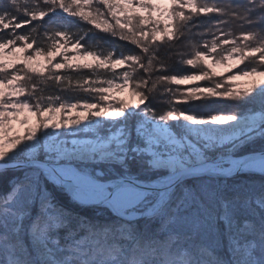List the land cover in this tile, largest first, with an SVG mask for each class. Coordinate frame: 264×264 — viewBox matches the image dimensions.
Returning <instances> with one entry per match:
<instances>
[{
  "label": "snow or ice",
  "instance_id": "6c2138e0",
  "mask_svg": "<svg viewBox=\"0 0 264 264\" xmlns=\"http://www.w3.org/2000/svg\"><path fill=\"white\" fill-rule=\"evenodd\" d=\"M0 264H264V0H0Z\"/></svg>",
  "mask_w": 264,
  "mask_h": 264
},
{
  "label": "trees",
  "instance_id": "16d2710c",
  "mask_svg": "<svg viewBox=\"0 0 264 264\" xmlns=\"http://www.w3.org/2000/svg\"><path fill=\"white\" fill-rule=\"evenodd\" d=\"M110 43H111L112 46L116 47L117 51L119 52L120 51V47L119 46L122 45L124 42L111 40ZM128 47H130V46L125 45V50H127ZM173 59H175V58H173ZM175 68H176L177 71H188V69L182 68L179 65H176ZM181 87H183V86H181ZM64 95L72 96L74 94L73 93H65ZM200 111H202V112L203 111H207V109H200Z\"/></svg>",
  "mask_w": 264,
  "mask_h": 264
}]
</instances>
